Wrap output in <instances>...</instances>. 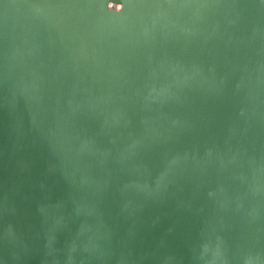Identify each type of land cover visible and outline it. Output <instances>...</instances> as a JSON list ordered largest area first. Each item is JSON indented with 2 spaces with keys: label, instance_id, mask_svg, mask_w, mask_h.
<instances>
[{
  "label": "water",
  "instance_id": "water-1",
  "mask_svg": "<svg viewBox=\"0 0 264 264\" xmlns=\"http://www.w3.org/2000/svg\"><path fill=\"white\" fill-rule=\"evenodd\" d=\"M0 264H264V0H0Z\"/></svg>",
  "mask_w": 264,
  "mask_h": 264
},
{
  "label": "rangeland",
  "instance_id": "rangeland-1",
  "mask_svg": "<svg viewBox=\"0 0 264 264\" xmlns=\"http://www.w3.org/2000/svg\"><path fill=\"white\" fill-rule=\"evenodd\" d=\"M57 72L58 79H60V72ZM116 83H118V81H116ZM115 86L118 87L116 84ZM66 100V90L63 86V82L60 83L59 81V85L55 88L53 87V92L48 100L47 107L40 115V141L44 143L42 147L46 148V152L44 153L43 148V150L38 153L40 156L37 154L39 156V161L37 159L35 162L36 165L40 163L42 178H53L55 181L59 180V182H56V185L62 190L69 189V186L64 185L63 178H71L74 173L78 176V174H82L81 171L86 169L85 164L81 165L79 170L76 169L77 166L70 170L71 163L68 164L69 167L60 165V160H63L66 157H71L72 160L80 162L78 159L79 155L81 156L79 142L77 141V138L73 133V128L71 127ZM132 106L133 104L131 103V98L125 97L124 107L129 109L132 108ZM68 154L70 156H67ZM37 155L36 158L38 157ZM86 158V162H88V159L93 158L95 165L93 166L94 168L98 165V161L97 159H94L92 153ZM57 159L59 162H56ZM56 165L59 166L56 167ZM93 175L97 177V172Z\"/></svg>",
  "mask_w": 264,
  "mask_h": 264
}]
</instances>
